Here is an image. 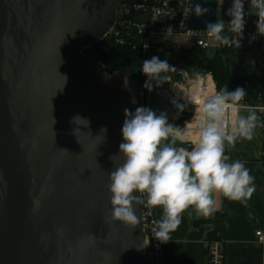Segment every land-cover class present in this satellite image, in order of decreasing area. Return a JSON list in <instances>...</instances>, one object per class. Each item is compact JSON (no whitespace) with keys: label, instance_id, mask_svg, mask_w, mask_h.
<instances>
[{"label":"water","instance_id":"water-1","mask_svg":"<svg viewBox=\"0 0 264 264\" xmlns=\"http://www.w3.org/2000/svg\"><path fill=\"white\" fill-rule=\"evenodd\" d=\"M121 1L0 0V264H153L144 205L134 228L110 219L109 174L123 160L109 157L119 153L124 110L139 107L140 86L86 54L114 36ZM197 3L209 12L192 11L189 30L207 32L218 4ZM185 80L174 73L154 84L147 107L176 122L189 107L179 111L166 93Z\"/></svg>","mask_w":264,"mask_h":264},{"label":"clouds","instance_id":"clouds-1","mask_svg":"<svg viewBox=\"0 0 264 264\" xmlns=\"http://www.w3.org/2000/svg\"><path fill=\"white\" fill-rule=\"evenodd\" d=\"M249 7L256 9V35L264 36V0H250ZM191 11L201 16L208 13L209 8L197 3ZM227 15L231 17L227 23L223 20L208 23L207 34L222 45L239 48L246 25L244 0H233ZM141 70L147 77L144 87L152 91L154 84L159 86L167 81L165 74L174 72L175 67L167 60L153 56L143 61ZM196 78L200 79L198 73ZM185 95L188 103L196 108L195 138L191 135L190 122H186L181 130L168 122L164 112L157 115L150 108L141 106L133 113L126 108L121 129L123 142L119 145V153L109 157L113 162L114 157L123 160L109 174L110 219L134 228L140 224L137 206L146 204L149 208H162L163 216L154 222L153 228L154 237L161 243L171 240L170 234L177 230L182 214L189 208L198 215L209 217L217 211L215 194L246 202L255 192L254 177L245 163L229 162L230 157L225 154L226 146L234 147L238 139H253L257 127L259 117L255 109L248 108L247 116L238 112L239 102L246 95L245 89L237 87L229 91L225 87L211 94L193 92ZM172 103L181 112L187 106L177 103L176 99ZM73 121L89 123L78 115ZM177 141L190 143L191 150L177 147ZM60 150L68 153L67 149ZM137 192L139 196L134 195Z\"/></svg>","mask_w":264,"mask_h":264},{"label":"crops","instance_id":"crops-1","mask_svg":"<svg viewBox=\"0 0 264 264\" xmlns=\"http://www.w3.org/2000/svg\"><path fill=\"white\" fill-rule=\"evenodd\" d=\"M229 49L231 75H264L262 41L251 40L242 43L239 48L232 45ZM216 52L209 53L207 50L210 57ZM186 60L191 68V60L188 57ZM208 78L216 89L212 76ZM238 112L242 116L248 115V109ZM256 114L259 120L253 139H238L234 147L226 146L225 150L230 157L229 162L239 160L245 163L254 177L255 192L246 202L232 201L215 194L217 211L209 217L198 215L192 208L186 210L179 227L170 234L171 240L162 243L163 264H209V245L214 241L224 244L226 264H264V245L259 244L255 236L264 223V136L258 131L261 114L258 110ZM150 209L156 221L162 218V208Z\"/></svg>","mask_w":264,"mask_h":264},{"label":"built area","instance_id":"built-area-1","mask_svg":"<svg viewBox=\"0 0 264 264\" xmlns=\"http://www.w3.org/2000/svg\"><path fill=\"white\" fill-rule=\"evenodd\" d=\"M171 1L174 0H122L118 10L119 24L114 28L113 35L122 36L124 33L127 37L136 38L144 50H148L156 45L154 39L157 37H190L195 39L196 49L207 51L213 47L214 39L210 38L207 32L189 30L188 25L192 15L193 0H179L173 10L170 7ZM211 1H215L218 4L217 20H223L225 23L229 22L231 17L227 15V11L232 6L233 0ZM244 5L246 25L241 44L251 40H259L264 43V36L256 35V22L258 20V17L255 15L256 9H250V0H244ZM137 14L149 16V23L135 25L133 19ZM253 37L255 38L253 39ZM223 46L219 44L216 46V49L219 50ZM227 47L230 48L231 46ZM142 65L143 61L139 69L140 74H143L141 70ZM200 79L203 83L201 88L207 90L208 80L206 78ZM139 86V107H147L148 89L144 85L139 84ZM216 91L214 88V92ZM248 108H253L260 112L261 121L258 125V131L264 136V102L258 101L252 105L241 103L238 111ZM144 196L146 199V194ZM143 208V225L152 262L153 264H163L162 243L154 237L153 233V228L155 227L154 222L156 220L151 209L146 204ZM255 236L257 242L264 245V223L263 227L256 231ZM209 264H226L225 247L222 242L214 241L210 243Z\"/></svg>","mask_w":264,"mask_h":264},{"label":"trees","instance_id":"trees-1","mask_svg":"<svg viewBox=\"0 0 264 264\" xmlns=\"http://www.w3.org/2000/svg\"><path fill=\"white\" fill-rule=\"evenodd\" d=\"M131 38V37H130ZM130 41L128 45H117V41ZM149 50H159L164 54H177L188 57L192 66L200 75H211L216 85V90L227 87L234 91L237 87L245 89L246 95L241 103L252 105L258 101L264 102V75L260 76H233L230 73V49L224 45L217 50L213 57H210L205 50L192 49L189 51L179 50L169 42L154 45L144 50L138 39L122 36H109L100 44L91 48L89 54L92 58L103 63L109 73L121 72L136 79L140 85H144L146 76L138 75L142 53Z\"/></svg>","mask_w":264,"mask_h":264},{"label":"rangeland","instance_id":"rangeland-1","mask_svg":"<svg viewBox=\"0 0 264 264\" xmlns=\"http://www.w3.org/2000/svg\"><path fill=\"white\" fill-rule=\"evenodd\" d=\"M206 1H209V0H206ZM129 39H131V38L129 37ZM129 42L126 41V40H120V41H117L116 43H117V45L125 46V45L130 44ZM154 42L156 43V45H160V44H164L166 42H169L172 45H174L175 47H177L179 50H184V51H189V50H192V49H196L195 39L190 38V37H172V38L157 37V38L154 39ZM213 44L217 46V44L219 45L220 43L214 40ZM216 46H215V48L211 47L208 50V52L209 53H213L215 50H217ZM90 53H91V49L86 51L87 55H89ZM142 54L143 55H142V58L140 60V65L142 64V61L149 60L153 56H159V58L161 60H167L169 64H171V65H173L175 67V71L174 72H170V73L165 74L167 78L171 74H174V73H183L185 75V79L186 80H185L184 85L175 86L173 88V90L170 93H168V99L171 100V101H173V99H176V101H179V102H182V103H187L188 105L187 104L186 105L189 107V110L187 112H184L179 117V119L176 120V122L174 120H170L169 123L173 124L174 126L180 127L181 130H183V127L185 126L186 122H190V125H191V123H194L192 121L195 118V111H196L195 105H192L191 103H188L187 98H183L182 99L176 93V90L179 87H182L184 90L189 91L193 87H195L196 84L199 82L197 80V78H196V75H197L198 72H196L194 70L193 66L191 68L188 66L189 64H188V61L186 60V56H183V55L179 56L177 54H164L162 51H159V50H149V51H147L145 53H142ZM140 65H139V68L137 70V74L138 75H142V77H143L145 75L139 73ZM177 65H181L182 67L176 68ZM207 76H209V75H207ZM207 76L206 75H200V78L203 79V78H206ZM206 91L207 90H205L204 88L203 89L201 88L202 94L205 93ZM174 122H175V124H174Z\"/></svg>","mask_w":264,"mask_h":264},{"label":"bare ground","instance_id":"bare-ground-1","mask_svg":"<svg viewBox=\"0 0 264 264\" xmlns=\"http://www.w3.org/2000/svg\"><path fill=\"white\" fill-rule=\"evenodd\" d=\"M210 78H208V81H207V91L205 93L202 94L201 92V87H202V81L201 79L199 80V82L196 84L195 87H193L191 90L187 91V90H184L182 87H179L177 90H176V93L179 97L181 98H187L185 94H192L193 92H196V93H200L202 95H206V94H211L214 92V84L212 83L211 79L209 80ZM170 93V92H169ZM167 95V98H168V93H166ZM187 104V103H185ZM188 105V104H187ZM193 105V104H192ZM194 122V119L193 121ZM191 128H192V137L195 136V128H196V125L195 123H191Z\"/></svg>","mask_w":264,"mask_h":264}]
</instances>
